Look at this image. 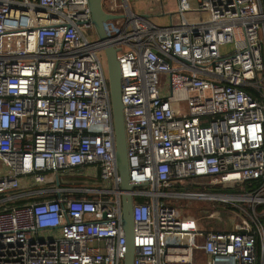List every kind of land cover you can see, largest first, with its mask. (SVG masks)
Here are the masks:
<instances>
[{"label":"built area","instance_id":"1","mask_svg":"<svg viewBox=\"0 0 264 264\" xmlns=\"http://www.w3.org/2000/svg\"><path fill=\"white\" fill-rule=\"evenodd\" d=\"M121 3V15L111 13L114 0L102 5L119 17L102 23L105 40L89 42L87 0H0V264H122L107 73L97 56L109 46L135 186L132 264H264V0H175L168 27ZM30 176L32 188H21ZM74 178L78 186H64ZM178 199L224 204L236 219L213 210L214 222L199 227L181 220Z\"/></svg>","mask_w":264,"mask_h":264},{"label":"rangeland","instance_id":"2","mask_svg":"<svg viewBox=\"0 0 264 264\" xmlns=\"http://www.w3.org/2000/svg\"><path fill=\"white\" fill-rule=\"evenodd\" d=\"M190 4L194 2V0H188ZM115 5L117 9L114 12L117 15H121L122 8H121V0H114ZM107 0H101V4L104 6L106 5ZM126 6L133 14L141 17H145L148 22L154 26L157 27H168L169 26V15H171V23L174 24L175 22V0H126ZM104 10H107L106 7ZM185 18L187 21H204L206 16L204 14H196V13H186ZM111 24L113 26L117 27L115 24V21H111ZM87 39L89 42H95L98 37L96 33H89L87 34ZM230 48L228 45H224L220 48V51L223 53L227 51ZM97 56L100 59L101 65L103 70L106 69V61H105V54L103 51H99L97 53ZM157 81L159 82L158 87H160L161 93H164L166 91L167 82L164 80L162 75H158ZM80 171H83L86 173V175H94L95 169L93 167H85L82 168ZM71 173L70 171H64L58 173V175H61L62 179L68 180ZM6 174V169L2 164L0 163V175ZM44 182L48 183L49 181H52L53 175L52 174H40L39 175ZM73 179H71L72 181ZM34 183V178L32 176L27 178H20L19 184L20 187H26V188H32V185ZM98 187H104L102 182H98ZM176 191L179 192H187V191H193V190H184L182 188L176 189ZM207 193H218L216 191L207 190L205 191ZM225 193V192H223ZM159 202H162L160 200ZM177 210L179 211L181 215V220H191L196 221L199 227H207L214 222L213 219L207 218V215L210 211L217 210H225L227 211L229 215V220L234 221L236 219V215L233 212V209H228L226 205L219 204L218 202H210V201H196V200H185V199H178L171 202ZM223 230L230 229V224H226L224 226H221ZM39 238L42 237L40 234L38 236ZM260 263V261H259Z\"/></svg>","mask_w":264,"mask_h":264},{"label":"water","instance_id":"3","mask_svg":"<svg viewBox=\"0 0 264 264\" xmlns=\"http://www.w3.org/2000/svg\"><path fill=\"white\" fill-rule=\"evenodd\" d=\"M90 13V21L99 40H105L102 23L107 20L116 19L119 16L106 14L102 9L101 0H87ZM107 88L109 92V102L111 108V119L114 135V157L116 171L119 177L118 190L121 192V218L120 225L124 237L125 253L122 264H132L134 249L131 244L132 223H131V189L135 186L130 184L127 179V162L125 157L124 134L121 120V104L119 100V74L118 65L115 60V49L112 47L104 48Z\"/></svg>","mask_w":264,"mask_h":264},{"label":"trees","instance_id":"4","mask_svg":"<svg viewBox=\"0 0 264 264\" xmlns=\"http://www.w3.org/2000/svg\"><path fill=\"white\" fill-rule=\"evenodd\" d=\"M80 183L77 181V179H73V181L71 182V184H65L64 186H78Z\"/></svg>","mask_w":264,"mask_h":264},{"label":"flooded vegetation","instance_id":"5","mask_svg":"<svg viewBox=\"0 0 264 264\" xmlns=\"http://www.w3.org/2000/svg\"><path fill=\"white\" fill-rule=\"evenodd\" d=\"M75 175V174H74ZM74 175H72V176H74ZM81 175V174H80ZM75 176H77V175H75Z\"/></svg>","mask_w":264,"mask_h":264}]
</instances>
